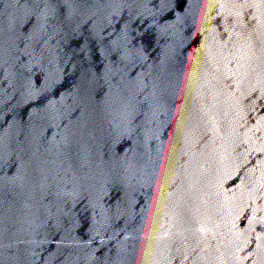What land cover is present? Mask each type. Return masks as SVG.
<instances>
[{
	"label": "water",
	"instance_id": "obj_1",
	"mask_svg": "<svg viewBox=\"0 0 264 264\" xmlns=\"http://www.w3.org/2000/svg\"><path fill=\"white\" fill-rule=\"evenodd\" d=\"M0 264H264V0H0Z\"/></svg>",
	"mask_w": 264,
	"mask_h": 264
}]
</instances>
